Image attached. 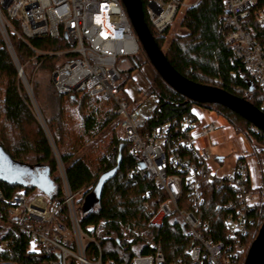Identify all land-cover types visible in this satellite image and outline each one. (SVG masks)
I'll return each instance as SVG.
<instances>
[{
    "label": "trees",
    "instance_id": "obj_1",
    "mask_svg": "<svg viewBox=\"0 0 264 264\" xmlns=\"http://www.w3.org/2000/svg\"><path fill=\"white\" fill-rule=\"evenodd\" d=\"M259 2L264 4V0ZM142 3L145 12L146 0H142ZM222 8L221 0H200L198 4L185 9L178 23L186 34L174 36L166 53L167 59L187 80L203 86L219 87L264 111V90L253 82L236 59L234 51L225 44ZM145 21L159 48L163 49L170 30L157 36L146 12ZM11 41L28 80L37 64H40L39 70L54 72L59 65L56 66V62L66 59L38 56L36 52L58 53L69 48L63 36L58 40L35 38L28 44L16 37H12ZM129 68L132 70L130 73L140 68L136 58L132 59ZM30 69L32 73L28 75ZM129 79L131 76L127 82ZM125 83L121 84V89L129 101ZM23 87L14 60L0 35V242L13 243L9 251L0 250V264H40L42 261L31 249L29 238L11 223L12 200L22 197V189H26V193L33 189L27 182L13 178L14 173L1 162L3 158L23 167H34L36 173L46 172L57 186L56 192L48 199L51 203L64 201L58 169V162L62 163L70 190L75 195L81 228L87 232L93 227L89 234L100 244L104 264H132L133 258L138 255H154L150 240L161 242L166 264L179 259H184L187 264H202L185 256L186 249L192 248L194 243L185 234L183 225L168 219L161 229L149 227L150 217L143 204L149 202L158 208L164 196L156 189L154 181L141 180L135 185L128 179L129 173L140 161L132 146L121 142V133L116 128L105 141L104 148L96 146L91 151L92 155L84 153L104 130L115 124L119 126L116 105L112 101L91 97L84 92L60 95L53 87L52 80L45 83L39 78L33 83V90L42 105L41 112L47 125V129H44L34 115ZM146 95L157 100L154 112L146 123L147 130L182 121L191 115L195 106L207 107L228 121L237 134L245 135L248 140L264 148V133H257L249 121L221 105L203 106L189 101L159 75L151 81ZM101 185L104 187L99 203L93 211L84 213L87 199ZM205 193L206 201L197 216L208 226L204 231L206 238L215 242L225 241L228 211L224 204L235 201V192L228 184L217 192L215 186L208 183ZM148 195L149 199L146 198ZM259 219L245 240L248 251L239 264H245L251 245L259 235L264 223V205ZM63 221L70 225L65 207ZM99 253L96 245L88 246L89 259L97 261Z\"/></svg>",
    "mask_w": 264,
    "mask_h": 264
},
{
    "label": "built area",
    "instance_id": "obj_2",
    "mask_svg": "<svg viewBox=\"0 0 264 264\" xmlns=\"http://www.w3.org/2000/svg\"><path fill=\"white\" fill-rule=\"evenodd\" d=\"M221 1L225 44L234 51L253 82L264 90V4L259 0ZM188 7L191 6L185 4V0H146L145 12L150 26L160 36L173 27L180 10ZM0 35L17 63L20 81L31 101L30 83L11 38L28 44L35 38L58 40L63 36L68 49L58 53H36L43 57L66 58L52 72L53 87L58 94L84 92L116 105L121 142L130 144L140 161L128 179L135 185L141 180L154 181L156 189L164 196L158 208L149 202L143 204L150 217L149 227L161 229L168 219L183 225L185 234L194 243L192 248L186 249L185 256L193 262L240 263L248 251L245 240L252 226L259 222L264 205L256 200L252 189L248 158H238L234 175L222 180L215 178L208 165L215 159L210 147L199 149L196 142L208 138L217 128L211 123L204 125L195 109L182 121L146 129L149 118L133 106L131 98L129 101L125 98L126 93L118 84L122 72L131 66L132 59L141 50L121 0H0ZM162 50L165 54L168 51L167 48ZM39 68L37 64L35 72ZM253 129L262 133L256 127ZM253 148V156L260 158L261 149ZM60 173L64 201L51 203L41 196L30 202L22 197L15 198L11 203V223L29 238L31 249L42 258L40 264H104L101 246L89 234L93 227L87 232L81 228L75 195L63 167ZM208 183H212L217 192L228 184L236 195L235 201L224 204L228 211L225 241L208 240L204 232L208 226L197 216L206 201ZM64 207L68 211L69 226L63 221ZM12 244V241L0 242V250L9 251ZM90 244L96 245L100 252L97 261L87 257ZM150 244L155 254L138 255L132 264H166L161 242L150 240ZM171 264L187 262L179 259Z\"/></svg>",
    "mask_w": 264,
    "mask_h": 264
},
{
    "label": "rangeland",
    "instance_id": "obj_3",
    "mask_svg": "<svg viewBox=\"0 0 264 264\" xmlns=\"http://www.w3.org/2000/svg\"><path fill=\"white\" fill-rule=\"evenodd\" d=\"M198 0H185V4L188 6H192L195 3H197ZM181 12L178 14L176 20L173 23V27L170 29L168 35H167V41L164 43L163 48H167L169 50L170 44L173 41L174 36H182L186 34L185 29L180 27L179 25V16H181L185 11L180 10ZM167 53V52H166ZM55 57V56H54ZM57 58H61L60 56H57ZM136 59L138 60L140 64V68L133 71V73H130L132 70L130 68H127V70H124L122 72V79L119 81L118 84H122L126 82V91L128 92V96L133 100V106L138 107L139 111H141L142 115L145 118H149L153 114V110L156 106V98L153 96H147L146 91L156 76L157 73L155 69L152 67L151 63L148 60L147 55L144 53L142 47L140 52L137 54ZM64 61V60H63ZM63 61H57V64H60ZM54 70V69H53ZM51 70H39L36 71L33 70L32 76L28 77L30 80V88H31V96L33 101H31V108L34 112V115L37 117V120L42 125L44 129H47V125L45 122V119L42 115V105L38 102L34 90H33V83L40 78L41 82L49 83L52 80V73ZM31 69L28 70V75L31 74ZM131 76V79L127 82V79ZM27 78V77H26ZM28 80V79H27ZM28 80V81H29ZM25 89V88H24ZM26 94L27 91L25 90ZM28 96V95H27ZM206 108V109H205ZM202 108L199 106H195L193 109H195V112L200 116L201 122L205 125L206 123L214 124L217 128L215 132H213L208 138L206 139H199L196 142V147L199 149L206 148L207 146L210 147V150L212 151V155L214 158H223L222 162L219 163L215 159L210 161L208 163L210 171L212 175L222 180L224 177L232 176L236 172L237 168V160L239 156H245L248 158V168L250 170V177L252 179L253 186H257L259 188H262L263 186V177H264V149L261 148L259 145H256L255 143L248 140V138L245 135L237 134L235 129L229 124L228 121H225L223 117L219 116L217 114H214L213 112H209L207 107ZM74 123V122H73ZM116 125V124H115ZM112 125L111 127L104 130L95 140L94 142H91V145L87 147L84 151V153H89L92 155L94 148L96 146H101L104 148L105 141L108 139V137L113 132L114 128L117 129L118 132L121 133V140H122V132L119 128V126ZM77 130H75L76 132ZM195 135H198L197 131H195ZM253 146H256L257 148L261 149L263 154L260 156V158L253 156L254 148ZM1 154V149H0ZM243 162V161H242ZM261 163V165H260ZM60 167L64 166L61 162H58V169H59V176L61 177L60 173ZM263 167V168H262ZM62 185V181H61ZM99 188H97L92 195L90 196L92 199V209L97 206L93 205L95 202L96 197H98ZM22 198H24L27 202H30L34 197L41 196L44 198V200L49 199V197L45 194H43L40 190L33 189L29 193H26V189H22L21 191ZM90 199V200H91ZM55 203V202H53ZM86 203V202H85ZM86 207V206H84ZM33 248V247H32Z\"/></svg>",
    "mask_w": 264,
    "mask_h": 264
},
{
    "label": "water",
    "instance_id": "obj_4",
    "mask_svg": "<svg viewBox=\"0 0 264 264\" xmlns=\"http://www.w3.org/2000/svg\"><path fill=\"white\" fill-rule=\"evenodd\" d=\"M121 1L124 4L130 24L134 28L137 39L140 42L144 53L147 55L149 62L155 69L157 75L162 77V79L167 82L172 89L183 95L189 101H193L197 104L203 106L221 105L226 107L241 116L245 121H249L261 132H264V111H260L249 101L241 99L235 95H231L219 87L216 88L207 85L203 86L184 78L174 67L170 65L167 59V54L159 48L157 41L145 21V12H143L142 0ZM15 64L17 66L16 62ZM252 90L253 86L250 87V91ZM1 162H4L9 170L14 173V179H18L20 182H27L30 188L40 190L48 197L52 196L56 192L57 186L46 172L36 173L34 167H23L6 160L5 158H3ZM111 178L112 177L109 179ZM109 179H107V181ZM103 187L104 185H101L99 188L98 197H96L93 205H97L99 203ZM90 199L91 197L87 199V205L83 211L84 213L94 210L91 206L92 199ZM258 233L259 235L251 245L245 264H264V223Z\"/></svg>",
    "mask_w": 264,
    "mask_h": 264
},
{
    "label": "crops",
    "instance_id": "obj_5",
    "mask_svg": "<svg viewBox=\"0 0 264 264\" xmlns=\"http://www.w3.org/2000/svg\"><path fill=\"white\" fill-rule=\"evenodd\" d=\"M127 92V91H126ZM127 94H128V92H127ZM225 120V119H224ZM226 121V120H225ZM240 157V156H239ZM222 159L223 158H215V160L216 161H218L219 163H221L222 162ZM260 165H261V163H260ZM263 168V167H262ZM264 173V172H263ZM263 186H262V188H259V187H257V186H253V183H252V179H251V186H252V189H253V191H254V193H255V195H256V200L257 201H259V202H261V203H263L264 204V177H263Z\"/></svg>",
    "mask_w": 264,
    "mask_h": 264
},
{
    "label": "flooded vegetation",
    "instance_id": "obj_6",
    "mask_svg": "<svg viewBox=\"0 0 264 264\" xmlns=\"http://www.w3.org/2000/svg\"><path fill=\"white\" fill-rule=\"evenodd\" d=\"M129 67H131V66L129 65Z\"/></svg>",
    "mask_w": 264,
    "mask_h": 264
}]
</instances>
